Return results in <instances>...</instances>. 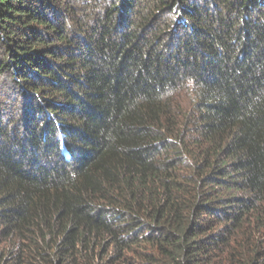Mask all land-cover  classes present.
I'll return each mask as SVG.
<instances>
[{"label":"trees","instance_id":"trees-1","mask_svg":"<svg viewBox=\"0 0 264 264\" xmlns=\"http://www.w3.org/2000/svg\"><path fill=\"white\" fill-rule=\"evenodd\" d=\"M2 83L0 264H264V0H0Z\"/></svg>","mask_w":264,"mask_h":264},{"label":"rangeland","instance_id":"rangeland-1","mask_svg":"<svg viewBox=\"0 0 264 264\" xmlns=\"http://www.w3.org/2000/svg\"><path fill=\"white\" fill-rule=\"evenodd\" d=\"M11 93L9 89L5 88V84L0 85V99L5 98L7 94ZM186 101H190L188 96H185Z\"/></svg>","mask_w":264,"mask_h":264}]
</instances>
